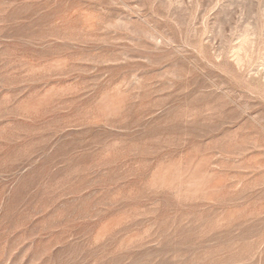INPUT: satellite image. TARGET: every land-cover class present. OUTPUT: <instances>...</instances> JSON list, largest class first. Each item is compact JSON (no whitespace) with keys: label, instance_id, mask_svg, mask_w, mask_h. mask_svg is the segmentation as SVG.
Wrapping results in <instances>:
<instances>
[{"label":"rangeland","instance_id":"rangeland-1","mask_svg":"<svg viewBox=\"0 0 264 264\" xmlns=\"http://www.w3.org/2000/svg\"><path fill=\"white\" fill-rule=\"evenodd\" d=\"M0 264H264V0H0Z\"/></svg>","mask_w":264,"mask_h":264}]
</instances>
